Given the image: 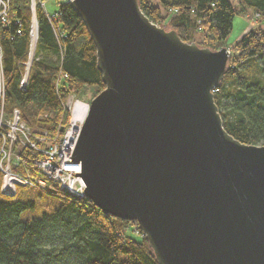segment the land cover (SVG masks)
<instances>
[{
	"label": "water",
	"instance_id": "water-1",
	"mask_svg": "<svg viewBox=\"0 0 264 264\" xmlns=\"http://www.w3.org/2000/svg\"><path fill=\"white\" fill-rule=\"evenodd\" d=\"M67 1L104 82L71 153L82 195L135 221L159 264H264V144L227 132L212 93L227 47L180 39L137 0Z\"/></svg>",
	"mask_w": 264,
	"mask_h": 264
},
{
	"label": "trees",
	"instance_id": "trees-1",
	"mask_svg": "<svg viewBox=\"0 0 264 264\" xmlns=\"http://www.w3.org/2000/svg\"><path fill=\"white\" fill-rule=\"evenodd\" d=\"M43 1V0H42ZM137 0L144 15L156 25L166 20L184 41L216 49L223 45L232 20L244 8L264 16V0ZM7 0L0 21V70L4 86V112L14 108L30 134H50L66 128L69 113L62 102L86 86L104 87L97 68L93 40L69 1L56 0L57 38L45 6L35 0ZM168 15L161 14V10ZM176 8L177 11L172 9ZM35 16L36 39L25 86L19 85L29 59L30 28ZM165 27V26H164ZM199 35V40L196 39ZM222 79L212 91L223 127L244 143L264 144V27L249 28L232 45ZM58 69L66 73L55 78ZM64 109V110H63ZM23 169L38 175L34 161L39 151L20 148ZM1 180V173H0ZM30 190L50 194L59 205L21 220L20 213L34 207ZM134 222L137 233L130 225ZM0 264H159L137 223L101 211L82 195L75 198L52 182L44 188L16 185L13 194L0 192Z\"/></svg>",
	"mask_w": 264,
	"mask_h": 264
},
{
	"label": "built area",
	"instance_id": "built-area-1",
	"mask_svg": "<svg viewBox=\"0 0 264 264\" xmlns=\"http://www.w3.org/2000/svg\"><path fill=\"white\" fill-rule=\"evenodd\" d=\"M41 4L44 5L42 2ZM176 10V8L173 9V11ZM3 11L1 22L6 14V4H3ZM0 12L2 11L0 10ZM46 14L48 20L52 22L56 37L62 38L63 33L56 25L57 12L47 11ZM36 35V25L32 22L29 33L28 60L33 56ZM25 64V70L19 81L21 88L25 86L30 63L27 61ZM64 76L66 73H62L58 69L54 81L56 91H58L59 80ZM69 99L62 102L63 108L69 112L66 128L62 127V130L58 129L52 134L45 129L40 133L31 135L24 120L19 118L17 108H14L9 115L4 112V86L0 70V192L2 194H13L16 185L44 188L48 182H52L57 188L73 191L77 195L83 194L85 181L81 174H75V172L81 171V163L72 160L71 153L89 104L74 94ZM25 145L39 151V157L34 161V166L38 171L37 176L23 169L19 153L20 148Z\"/></svg>",
	"mask_w": 264,
	"mask_h": 264
},
{
	"label": "rangeland",
	"instance_id": "rangeland-1",
	"mask_svg": "<svg viewBox=\"0 0 264 264\" xmlns=\"http://www.w3.org/2000/svg\"><path fill=\"white\" fill-rule=\"evenodd\" d=\"M67 1V0H63ZM232 3L235 4L237 9H241V6L239 4L238 0H230ZM45 6V9H47L49 12L54 11L53 7L56 4V0H40ZM35 3V0H31V7L33 8ZM3 4H7V0H0V20L2 18L1 13L3 14ZM173 10V9H172ZM170 8L165 11L162 9L160 12L163 15H168L170 13ZM177 11V10H176ZM232 28L229 32V35L226 37V39L223 42L222 46H226L228 51L230 52L232 49V45L234 44L235 40L239 38L243 33H245L246 30L252 27L256 26H262L264 27V16L259 15L256 11L249 8H244L241 13L236 14L232 20ZM35 24V23H34ZM162 25L165 26L166 29H170V25L167 24L166 20L163 21ZM200 36L196 35V39L199 40ZM194 41V40H193ZM219 48V47H218ZM31 60V59H30ZM30 60H28V63H30ZM98 92V91H97ZM96 89L93 86H86L82 91L77 95L81 100H83L86 103H89L90 99L93 98L95 95H97ZM67 97L65 100H70L69 97L73 95V92H68ZM75 95V94H74ZM76 96V95H75ZM64 110V109H63ZM65 111H68L67 109ZM69 113V112H68ZM260 144V143H259ZM30 197L32 200V203H34V207L27 208V210L21 212L20 219H28V217L31 216H38L42 214V212H48L54 207H57L59 205V199L50 195V194H41L39 195L37 192L30 190ZM131 230L128 229V231L136 235L139 233L137 231L136 226L134 225V222L130 225Z\"/></svg>",
	"mask_w": 264,
	"mask_h": 264
}]
</instances>
